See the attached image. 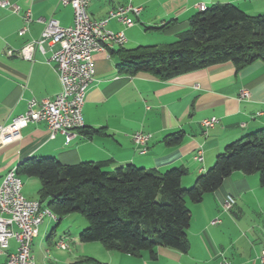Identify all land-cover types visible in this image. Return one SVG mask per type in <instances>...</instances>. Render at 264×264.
<instances>
[{
  "label": "crops",
  "instance_id": "1",
  "mask_svg": "<svg viewBox=\"0 0 264 264\" xmlns=\"http://www.w3.org/2000/svg\"><path fill=\"white\" fill-rule=\"evenodd\" d=\"M19 14L0 9V125H8L27 110L28 102L51 99L60 91L56 67L49 62L57 46L47 42L43 52L36 49L32 61L9 56L26 43L39 39L49 19L61 27L71 26L73 12L60 0H8ZM140 7L139 15L129 14L133 25L127 27L108 19L105 30L122 32L126 43L106 47L93 55L95 73L88 86L82 109L83 127L65 145L62 134L50 139L44 122L30 123L11 131L0 145V184L4 175L15 170L27 158L53 157L63 165L85 162H109L107 170L133 165L164 172L181 168L187 172L182 188L191 187L205 173L225 146L264 128V63L256 61L238 71L230 62L159 80L139 73L129 76L119 71V51L144 46H164L185 32L197 6L209 8L230 4L246 15L264 14V0H91L87 13L93 21L108 18L118 6ZM29 12L30 22L24 14ZM171 23L167 29H158ZM26 27L23 35L18 32ZM249 91L240 99L242 90ZM216 118L213 128L203 134L201 121ZM98 134L87 136L91 130ZM137 132L149 134L146 151L139 153L132 140ZM182 132L181 142L167 146L163 139ZM202 151V161L194 157ZM22 195L39 200L40 183L34 177H20ZM230 203L225 209V202ZM190 224L186 231L188 250L181 253L156 249V259L146 252L133 257L107 251L99 243H82L80 232L88 226L77 214L59 220L45 218L32 243L35 264H216L224 257L230 264H262L259 260L264 241V187L257 175L232 173L221 188L205 194L198 204L186 203ZM67 249L56 247L57 241ZM17 244L9 240L0 252L5 264Z\"/></svg>",
  "mask_w": 264,
  "mask_h": 264
},
{
  "label": "trees",
  "instance_id": "2",
  "mask_svg": "<svg viewBox=\"0 0 264 264\" xmlns=\"http://www.w3.org/2000/svg\"><path fill=\"white\" fill-rule=\"evenodd\" d=\"M118 53V69L129 76L145 73L167 80L226 62L238 71L256 61L264 63V14L251 17L230 4L215 5L193 15L173 43ZM99 132L91 129L86 135ZM182 137L177 132L163 143L176 146ZM109 164L63 165L53 157H32L19 163L15 173L38 179V201L57 220L77 214L87 221L79 234L82 243H99L107 251L133 257L146 252L151 260L160 247L186 253L191 218L187 201L200 203L235 172L257 175L264 187V128L226 145L189 189L181 186L187 175L181 168L159 172L126 165L109 171Z\"/></svg>",
  "mask_w": 264,
  "mask_h": 264
},
{
  "label": "built area",
  "instance_id": "3",
  "mask_svg": "<svg viewBox=\"0 0 264 264\" xmlns=\"http://www.w3.org/2000/svg\"><path fill=\"white\" fill-rule=\"evenodd\" d=\"M63 6H69L73 12V23L68 27H61L54 19L39 22L45 24L39 39L26 43L17 53L7 51L11 56H17L25 61H32L36 49L43 52V44L57 46L51 53L49 62L56 67L60 83V91L51 99H45L40 103L31 100L28 102L24 114L13 119L8 125H0V145L4 138L11 136V131H19L30 123L44 122L47 126L50 139L62 134L65 137V145H68L74 137V131L83 127L82 109L88 86L94 79L95 65L93 55L105 52L106 47H122L126 38L122 32L112 33L105 30L108 19H116L123 25H133L129 14L139 15L140 7L131 4L118 6L112 10L108 18L102 21H93L87 13L91 0H60ZM203 5H198L200 8ZM0 9L8 10L13 14H19L17 5L8 0H0ZM25 23L30 22L27 11L24 14ZM26 27L18 34L25 33ZM91 36H99V44L91 43ZM249 91L242 90L240 99H247ZM217 119L212 117L201 121L203 134L216 124ZM150 135L137 132L132 135L134 144L139 153L146 151ZM194 159L201 162L202 151L198 150ZM226 207V208H225ZM224 208H229L226 203ZM45 218L57 220L53 213L43 211L39 201L28 200L22 195V182L17 175L6 173L0 184V252L8 247L9 240L13 239L17 248L14 253L8 255L5 264H35L32 255V243L37 235L38 227ZM56 247L67 249V244L62 240L57 241ZM259 260L264 264V241ZM216 264H230L224 257Z\"/></svg>",
  "mask_w": 264,
  "mask_h": 264
},
{
  "label": "bare ground",
  "instance_id": "4",
  "mask_svg": "<svg viewBox=\"0 0 264 264\" xmlns=\"http://www.w3.org/2000/svg\"><path fill=\"white\" fill-rule=\"evenodd\" d=\"M206 9L204 6L197 8L198 11H204ZM92 44H99V36H91ZM10 175H16L15 170L10 171ZM226 208V207H225ZM43 211H47L48 213H52L49 209L43 207Z\"/></svg>",
  "mask_w": 264,
  "mask_h": 264
},
{
  "label": "rangeland",
  "instance_id": "5",
  "mask_svg": "<svg viewBox=\"0 0 264 264\" xmlns=\"http://www.w3.org/2000/svg\"><path fill=\"white\" fill-rule=\"evenodd\" d=\"M42 158H48V157H42ZM35 179H36V178H35ZM189 188H190V187H188V188H184V189H189ZM226 203H228L229 206H230V203H229L228 201H226L225 204H226ZM74 215H76V214H74ZM78 216H79V215H78Z\"/></svg>",
  "mask_w": 264,
  "mask_h": 264
}]
</instances>
